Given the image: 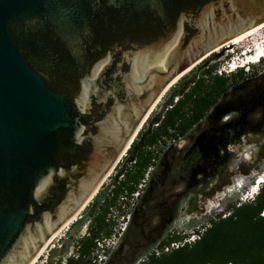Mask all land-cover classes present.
Returning a JSON list of instances; mask_svg holds the SVG:
<instances>
[{"label": "water", "instance_id": "95a60500", "mask_svg": "<svg viewBox=\"0 0 264 264\" xmlns=\"http://www.w3.org/2000/svg\"><path fill=\"white\" fill-rule=\"evenodd\" d=\"M261 24L264 0H0V264H33L171 84Z\"/></svg>", "mask_w": 264, "mask_h": 264}, {"label": "rangeland", "instance_id": "374dc122", "mask_svg": "<svg viewBox=\"0 0 264 264\" xmlns=\"http://www.w3.org/2000/svg\"><path fill=\"white\" fill-rule=\"evenodd\" d=\"M240 43L229 42L207 56L158 102L152 112L156 115L175 92L183 90L184 85H179L183 77L191 80L208 67H215L218 75L246 74L187 136L163 138L150 149L153 159L137 192L125 190L118 197L114 192L125 180L122 174L134 167V153H126L104 182L99 192L109 194L106 223L110 234L97 243L96 264H139L156 251L167 253L166 246L171 251L177 249L169 244L175 238L174 243L180 246L194 244L201 235L199 227L208 228L210 218L229 215L228 208L236 202L248 204L257 199L264 184L256 187L259 179H264V59L233 70L245 59ZM90 204L35 264H59V260L65 264L76 254L75 242L87 235L91 226ZM80 220L84 223L77 229L74 224ZM196 222L199 227H193ZM53 251L59 252L53 255Z\"/></svg>", "mask_w": 264, "mask_h": 264}, {"label": "trees", "instance_id": "16d2710c", "mask_svg": "<svg viewBox=\"0 0 264 264\" xmlns=\"http://www.w3.org/2000/svg\"><path fill=\"white\" fill-rule=\"evenodd\" d=\"M245 75L242 71L236 75H218L212 66L195 73L191 80L183 77L179 82L184 85L183 90L175 92L159 114H151L128 150L127 154L134 153L136 160L134 167L122 174L125 180L116 187V197L125 190L130 194L137 192L151 165L152 147L163 138L187 136ZM238 204L228 208L229 215L210 218L208 228L194 223L193 227H199L197 233L201 234L194 244L186 243L160 256L151 254L139 264H264V184L254 202ZM110 205L108 192L100 191L90 204L93 208L89 232L75 242L76 254L68 257L65 264H96L93 254L97 243L102 236L110 234L106 223ZM83 223L77 221L74 227L80 229ZM176 241L171 239L169 244ZM56 252L59 251H53V255Z\"/></svg>", "mask_w": 264, "mask_h": 264}, {"label": "bare ground", "instance_id": "6f19581e", "mask_svg": "<svg viewBox=\"0 0 264 264\" xmlns=\"http://www.w3.org/2000/svg\"><path fill=\"white\" fill-rule=\"evenodd\" d=\"M248 38V39H246ZM246 39V40H245ZM241 42L239 45H241L243 47V49L245 51H243L242 56H244V60L240 63V65L235 64L233 66V70L239 69V68H243L249 64H258L260 62L263 61L264 59V24H261L259 26H256L254 28H251L250 30L244 32L243 34H241L240 36H237L234 40L230 41L231 43H239ZM255 47V48H254ZM189 71V70H188ZM187 73V72H186ZM179 79V78H178ZM175 80L171 86L173 84H175L177 81ZM170 86V87H171ZM155 109V108H154ZM125 156V155H124ZM111 175V173H110ZM109 175V176H110ZM108 176V177H109ZM107 177V178H108ZM106 178V179H107ZM105 179V181H106ZM262 179V178H261ZM104 181V182H105ZM259 182V181H258ZM262 183L259 182L258 186H260ZM257 187V186H256ZM254 193H256V191H254ZM67 227V226H66ZM65 229V228H64ZM63 230V229H62ZM61 230V231H62ZM61 231L59 233H57L56 235L53 236V238L50 240V242L48 243V245L43 249V251L41 252L40 256L43 254V252L45 251V249L52 243V241L59 236V234L61 233ZM39 256V257H40ZM38 257V258H39ZM38 258L35 260V262L33 264H35L38 261Z\"/></svg>", "mask_w": 264, "mask_h": 264}, {"label": "built area", "instance_id": "2783aa9c", "mask_svg": "<svg viewBox=\"0 0 264 264\" xmlns=\"http://www.w3.org/2000/svg\"><path fill=\"white\" fill-rule=\"evenodd\" d=\"M179 247H180V245H178V243H173L171 248H177L178 249ZM164 251L167 253L170 252L171 251L170 246H166ZM156 255L160 256V251H156Z\"/></svg>", "mask_w": 264, "mask_h": 264}, {"label": "clouds", "instance_id": "9594fccd", "mask_svg": "<svg viewBox=\"0 0 264 264\" xmlns=\"http://www.w3.org/2000/svg\"><path fill=\"white\" fill-rule=\"evenodd\" d=\"M240 186V188L242 187L241 185H239ZM257 188H258V186H257Z\"/></svg>", "mask_w": 264, "mask_h": 264}]
</instances>
